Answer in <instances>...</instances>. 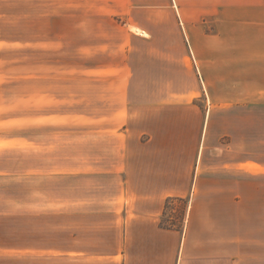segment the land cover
<instances>
[{"label":"crops","instance_id":"1","mask_svg":"<svg viewBox=\"0 0 264 264\" xmlns=\"http://www.w3.org/2000/svg\"><path fill=\"white\" fill-rule=\"evenodd\" d=\"M20 20L0 264H264V0H0Z\"/></svg>","mask_w":264,"mask_h":264},{"label":"rangeland","instance_id":"2","mask_svg":"<svg viewBox=\"0 0 264 264\" xmlns=\"http://www.w3.org/2000/svg\"><path fill=\"white\" fill-rule=\"evenodd\" d=\"M17 23L18 25L15 27L12 26V27L0 28L1 33H16L19 36H21L22 21L20 20ZM134 29L136 31H140L137 28H134ZM83 45L85 44L81 43L80 47ZM21 48H22V44H14V43L0 44V70H6V72L9 71L11 73H14V74H11V76H9L10 74H8L7 76H1L0 82L1 81L6 82V80L9 79L11 83H18L19 89L13 90V92L11 91V93L17 94L19 96H21L22 94V90L20 89L21 83H22L21 74H18L22 71V65H23V56H22ZM82 66H86V61L83 59H80V67ZM12 87L14 88V85H12ZM20 112L21 111L19 110V113H16L15 116L16 117L21 116ZM81 127L84 128L85 126L80 124V129ZM14 128L15 129L13 130V133H16V134L22 133L23 131L22 126L15 125ZM8 129H13V127L8 128ZM21 144H22L21 140L16 141V147H19L20 149H16L15 150L16 152L14 154L12 153L0 154V167L8 168L10 164L12 163L16 164L15 170L11 171L12 175H9V178H10L9 181L5 180V178H8L7 176L0 179V197L6 198L9 196H12V197L14 196L16 198H19L16 200H22V194H23V186H22V181H21L22 171L17 169L22 164ZM11 178H15V179L11 181ZM259 190H262V187H256V195H262ZM258 205L259 204L256 202V206ZM183 210H184L183 201L171 200L165 210V214L163 217V223L164 224L174 223L178 225L181 221ZM262 219H263L262 214L256 211L255 213L256 225H261ZM16 228H17V231L14 237L15 239L16 238L21 239V219L16 220Z\"/></svg>","mask_w":264,"mask_h":264}]
</instances>
